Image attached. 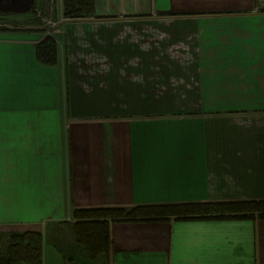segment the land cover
Listing matches in <instances>:
<instances>
[{
    "label": "crops",
    "instance_id": "0c3cea01",
    "mask_svg": "<svg viewBox=\"0 0 264 264\" xmlns=\"http://www.w3.org/2000/svg\"><path fill=\"white\" fill-rule=\"evenodd\" d=\"M94 2L104 18L52 34L54 65L46 29L0 30V248L40 232L41 264H76L73 208L264 198V0ZM110 241L93 264H264V219L114 222Z\"/></svg>",
    "mask_w": 264,
    "mask_h": 264
},
{
    "label": "trees",
    "instance_id": "16d2710c",
    "mask_svg": "<svg viewBox=\"0 0 264 264\" xmlns=\"http://www.w3.org/2000/svg\"><path fill=\"white\" fill-rule=\"evenodd\" d=\"M60 14L68 19L104 18L95 14L94 0H59ZM264 10V8H262ZM41 9L26 18L37 25ZM55 16V12L53 14ZM56 17V16H55ZM6 19L0 17L1 26ZM9 29H14L10 27ZM35 59L44 65H54L57 44L51 34H44L34 45ZM69 222L74 249L80 246L84 258L77 259L74 249L64 255L76 264H93L99 257L105 260L110 250V224L114 222H142L173 220H210L229 218L264 219V198L215 201H187L135 204L131 206L79 207L70 212ZM68 222V221H67ZM43 236L37 231L10 232L0 248V264H41ZM74 263V262H73Z\"/></svg>",
    "mask_w": 264,
    "mask_h": 264
},
{
    "label": "rangeland",
    "instance_id": "374dc122",
    "mask_svg": "<svg viewBox=\"0 0 264 264\" xmlns=\"http://www.w3.org/2000/svg\"><path fill=\"white\" fill-rule=\"evenodd\" d=\"M60 1L59 0H35V4L37 5V10L41 9L39 21L37 25H30L26 23V18L18 17L14 18L13 20H6L5 23H1V26L6 27H13V28H24L28 26H37L40 29L43 30H50V24H54V26L57 28L59 23L62 22V20H67L68 18L63 17L60 14ZM54 12L58 13V17L53 16ZM29 17V16H28ZM58 23V24H57ZM44 242H46L48 248L54 249L52 246V242L49 239H45ZM83 253V249L80 246L75 247L73 254L75 253L77 256V259H83V256H80L81 253Z\"/></svg>",
    "mask_w": 264,
    "mask_h": 264
},
{
    "label": "water",
    "instance_id": "95a60500",
    "mask_svg": "<svg viewBox=\"0 0 264 264\" xmlns=\"http://www.w3.org/2000/svg\"><path fill=\"white\" fill-rule=\"evenodd\" d=\"M6 5L7 11L15 14H22L31 10L34 14H37L38 11L34 8L33 0H0L2 5Z\"/></svg>",
    "mask_w": 264,
    "mask_h": 264
},
{
    "label": "flooded vegetation",
    "instance_id": "af4514ba",
    "mask_svg": "<svg viewBox=\"0 0 264 264\" xmlns=\"http://www.w3.org/2000/svg\"><path fill=\"white\" fill-rule=\"evenodd\" d=\"M33 1H34L33 6H34L35 10H37V5L35 4V0H33ZM32 14H34V13L31 10H29L25 13H22V14L11 13V12L7 11L5 2H4V5H2L0 3V17L4 18L6 20H13L14 18H18V17L26 18L28 16H32Z\"/></svg>",
    "mask_w": 264,
    "mask_h": 264
},
{
    "label": "built area",
    "instance_id": "2783aa9c",
    "mask_svg": "<svg viewBox=\"0 0 264 264\" xmlns=\"http://www.w3.org/2000/svg\"><path fill=\"white\" fill-rule=\"evenodd\" d=\"M50 30H48V28H47V34H53L54 32H56L57 31V28L54 26V24L52 23V24H50ZM65 221H68V222H72L73 221V219H72V217L69 215V216H67V217H65Z\"/></svg>",
    "mask_w": 264,
    "mask_h": 264
}]
</instances>
